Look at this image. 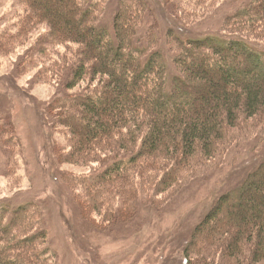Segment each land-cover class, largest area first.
<instances>
[{
    "label": "trees",
    "instance_id": "obj_1",
    "mask_svg": "<svg viewBox=\"0 0 264 264\" xmlns=\"http://www.w3.org/2000/svg\"><path fill=\"white\" fill-rule=\"evenodd\" d=\"M21 1L36 16L25 31L42 22L51 29L38 53L47 57L48 44L80 45L78 62L61 82L66 91L89 79L91 85L63 93L55 107L61 114L51 113L71 127L72 162L101 161L108 151L120 155L81 176L88 184L79 186L90 207L115 221L136 217L140 198L159 204L161 195L217 166L264 119V0L236 11L224 35L200 37L186 31L193 18L206 15L200 13L205 6L161 0L172 23L167 52L146 29L155 10L149 0H124L111 30L102 0ZM10 41L0 34L1 48L8 50ZM256 158L243 171L244 182L198 224L186 249L189 263L264 264V157ZM39 210L36 203L13 211L0 206V264H58L42 217L36 219Z\"/></svg>",
    "mask_w": 264,
    "mask_h": 264
},
{
    "label": "rangeland",
    "instance_id": "obj_2",
    "mask_svg": "<svg viewBox=\"0 0 264 264\" xmlns=\"http://www.w3.org/2000/svg\"><path fill=\"white\" fill-rule=\"evenodd\" d=\"M123 1H101L104 26L110 30ZM187 1L188 6H205L200 13L206 15L193 18L186 31L188 36L200 37L230 31L227 22L254 0ZM149 2L156 11L146 29L156 32L167 52L172 23L162 11L165 2ZM35 17L21 0H0V34L7 32L13 40L8 50L0 47V206L13 211L36 203L40 208L36 219L42 217L49 234L47 249H52L58 264H205L201 260L189 263L186 249L198 224L224 194L244 182L242 173L255 158L264 157V119L258 125L253 123L248 137L217 166L201 169L173 193L161 195L159 204L140 198L136 217L115 221L109 213L90 207L79 186L87 188L88 184L81 176L102 170L120 155L108 151L101 161L72 162L67 142L71 127L59 123L51 113L61 114L55 107L63 93L83 92L91 85L89 79L66 91V81L61 82L65 70L78 62L80 45L48 44L47 57L38 53V43L51 29L42 22L32 23L25 31L29 19ZM179 22L186 24L187 19Z\"/></svg>",
    "mask_w": 264,
    "mask_h": 264
}]
</instances>
